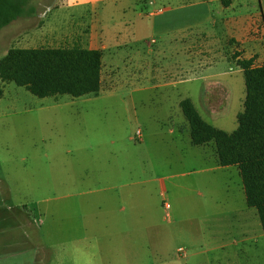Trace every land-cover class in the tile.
<instances>
[{
	"label": "rangeland",
	"instance_id": "1",
	"mask_svg": "<svg viewBox=\"0 0 264 264\" xmlns=\"http://www.w3.org/2000/svg\"><path fill=\"white\" fill-rule=\"evenodd\" d=\"M130 1L128 25L118 13L100 19L61 0H29L36 13L0 29V58L10 47L75 45L40 35L91 23L107 44L96 95L39 97L0 80V264H264L263 232L236 166L207 170L215 165L214 143H191L179 106L190 97L205 121L230 132L243 108V74L223 63L218 78L238 83L219 111L204 112L202 80L164 84L175 36L183 31L190 44L204 27L196 1L156 16L152 32L146 14L176 1ZM261 2L253 0L255 9ZM23 28L37 34L28 45L18 37ZM240 208L253 222L246 242L232 217Z\"/></svg>",
	"mask_w": 264,
	"mask_h": 264
},
{
	"label": "trees",
	"instance_id": "2",
	"mask_svg": "<svg viewBox=\"0 0 264 264\" xmlns=\"http://www.w3.org/2000/svg\"><path fill=\"white\" fill-rule=\"evenodd\" d=\"M28 2L0 0V29L30 14L33 9L27 10ZM101 57L98 49L80 47H10L0 58V80L13 81L39 97L96 95L101 88ZM237 65L242 69L245 96L232 131L205 121L187 97L179 106L189 125L191 143L212 141L218 163L237 167L246 205L255 208L264 235V65L252 66V59H238Z\"/></svg>",
	"mask_w": 264,
	"mask_h": 264
},
{
	"label": "crops",
	"instance_id": "3",
	"mask_svg": "<svg viewBox=\"0 0 264 264\" xmlns=\"http://www.w3.org/2000/svg\"><path fill=\"white\" fill-rule=\"evenodd\" d=\"M61 1L69 8L72 7L79 9V12L77 13H83L85 9H88L93 13H97L98 18L100 19L103 17H110L111 19L113 15L118 13L120 22H123L125 25H128V23L131 22L128 13V9L132 5L130 4V0ZM166 1H176V4L172 7L164 6L162 9L147 13L146 16H152V19L149 22L147 21L144 23L145 29L151 32L154 31L156 16L163 15L164 13H166L165 16H172L176 14L175 11L182 10L190 5L184 3V1L186 0ZM193 1H196L194 2V5L198 7L199 12L203 14L202 19L205 22L204 27L200 29L196 42H190V44H185L183 40V38L185 37L183 31H180L181 33L175 36L172 45L174 46L173 49L174 53L176 54V59L172 65V70L169 72V76L166 78L164 77V79H166L164 84L174 85L179 82L190 81L194 78L202 80L203 88L201 93L203 99L201 101V108L204 112L212 115L222 108L227 94L230 93L231 90H233L234 86H236V84L238 83V79L235 76H231L229 78L230 80L225 81L224 83L218 78L222 74V71L220 69L223 63H233L234 65H236L237 70L241 73L242 69L237 65L238 59H252V66L264 65V0H262L261 5H259L258 9H255L253 0H228L227 4H223L221 0ZM151 3L152 1L149 2V4ZM142 5L144 7L147 6L146 3ZM34 6L35 5L31 7L33 11L30 13L33 15L36 13V7ZM28 8L30 9V7ZM24 15L28 14L24 13L22 16ZM137 16H142L141 11L137 13ZM17 19L18 17L9 22V26L16 23ZM207 31L208 33L206 34ZM40 36H43L42 39L44 41L46 40V42L67 38L71 42L74 41L75 43V45L73 44L69 47L60 48L80 47L100 50L102 52L101 77L103 76V50L107 48V44L103 42L102 30L94 23H91L87 28L81 30L75 29L73 30V32L69 33H60L56 35L55 32H50L49 35ZM186 36H188L187 33ZM18 37L21 38L20 40L23 41V43H26L25 45H28L27 43L33 38L37 37V34L31 33L28 29L23 28L22 31L18 34ZM117 45L118 47H122L127 46V43L124 42ZM39 47L44 46L19 48ZM131 56L132 55L130 54L128 59H130ZM133 58H138L137 52L134 53ZM197 69L198 72H195ZM156 76L157 75L155 74L153 77V79L155 78L157 82L153 85L154 87L159 84L158 79L160 77ZM138 77L143 79L147 78L146 74L144 73L139 75ZM138 77L135 78L137 79ZM244 96L245 93L241 101L242 104ZM187 98L191 100L190 97ZM214 163L215 165L213 167L207 168V170L212 171L222 167L217 161L216 153ZM237 185L245 201L241 178L240 183L238 182ZM4 191L5 190H2L1 192L4 193ZM232 197L234 198L233 194L231 198ZM232 212V217H235L234 221L238 223V226L241 229V242H246V240L248 239V233L252 230L253 222L252 220L250 221L252 217L244 209L241 208L240 210H235Z\"/></svg>",
	"mask_w": 264,
	"mask_h": 264
},
{
	"label": "built area",
	"instance_id": "4",
	"mask_svg": "<svg viewBox=\"0 0 264 264\" xmlns=\"http://www.w3.org/2000/svg\"><path fill=\"white\" fill-rule=\"evenodd\" d=\"M135 135L138 138H141V131L139 129L136 130ZM167 206V205H166ZM178 251L184 256L186 253L182 248H179Z\"/></svg>",
	"mask_w": 264,
	"mask_h": 264
}]
</instances>
